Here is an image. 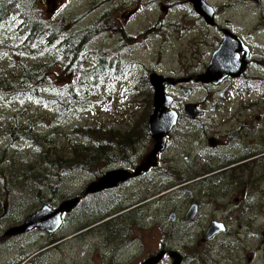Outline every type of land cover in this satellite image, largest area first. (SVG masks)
I'll return each mask as SVG.
<instances>
[{"label": "flooded vegetation", "instance_id": "1", "mask_svg": "<svg viewBox=\"0 0 264 264\" xmlns=\"http://www.w3.org/2000/svg\"><path fill=\"white\" fill-rule=\"evenodd\" d=\"M164 1L170 3L172 14L161 17L153 27L156 31L162 27L166 46L178 41L179 51L174 52L183 62L203 58L206 61L189 76H159L165 83L164 94L171 98L164 114L175 113L176 120L171 128L164 129V148L157 155L155 166L100 192L90 193L86 186L82 187L69 198L79 201L64 215L57 231L35 229L22 234H49L51 242L36 251L37 255L53 251L49 264H72L69 260L88 264L79 261L85 250L87 261L101 258L102 264H264V0ZM151 6H159L157 0H146L134 7ZM115 7L111 8L112 18L119 19L114 35L118 43L108 56L107 67L114 74L120 69L126 74L132 64L122 63L121 58L129 56L137 34L123 26L121 19L127 22L137 10H130L133 6L125 10L123 6L119 10ZM167 9L161 6V12ZM204 47L207 49L202 52ZM218 56L225 57L227 69L216 70ZM82 66L84 70L96 68L94 60L85 57ZM150 75L142 78L149 84L145 88L153 89ZM184 86L213 89V94L224 91L231 98L209 105L185 102L178 110L167 90L177 88L187 96L191 89ZM225 106L227 112L223 111ZM234 108L239 111L233 113ZM255 110L260 115H254ZM148 125L147 119L142 127L144 139L154 148ZM130 129L135 130L128 126L125 130ZM175 139L183 144L180 153L166 154ZM99 147L104 152L102 161L107 163L99 167L102 175L111 170L133 174L148 159L137 152L127 156L111 150L107 155L104 144L100 142ZM66 170L86 173L80 167ZM35 183L54 192L51 183ZM144 188L150 197L137 202L141 196L132 195ZM144 205L150 211L157 206L148 229L127 216L128 210ZM74 217L88 225L68 234L64 228ZM134 227L147 231L145 238L152 245L147 246L143 237H135ZM74 241L86 245L73 249ZM67 246L69 251L61 263L58 259ZM33 259L30 255L15 264H37Z\"/></svg>", "mask_w": 264, "mask_h": 264}, {"label": "rangeland", "instance_id": "2", "mask_svg": "<svg viewBox=\"0 0 264 264\" xmlns=\"http://www.w3.org/2000/svg\"><path fill=\"white\" fill-rule=\"evenodd\" d=\"M47 1H50V3H47ZM100 2L101 0H43L39 8L41 11L43 10L47 22L49 20L51 22L63 20L65 30L71 25H73L74 30H80L95 24L96 20L101 17L102 11L106 12L107 17L112 18V8L101 7L102 3L100 4ZM105 2L106 4L117 2L115 5L117 10L120 9V6H123L124 10L126 8L130 9L132 6L133 8L130 10H137L136 15H132L127 22L121 19L122 25L137 34V38L129 47V56L121 58L122 63L127 61L132 64L130 72L125 74L126 71H123L118 78L106 77L104 82L98 87V92L90 89V91L92 90L90 92L92 96L88 100L91 107L85 103L74 102L71 97L62 94L68 86L78 82V76L75 73L67 72L65 66L59 64L60 58L51 48L47 52L38 51L39 54L37 56L27 58L25 54L8 53L7 50L5 52L2 50L5 42L0 40L1 77L20 76L22 65L40 67L48 64L45 79L49 81L46 85L38 86L41 98L48 99L49 102L47 104L42 100L31 101L32 99L4 103L0 98V161L3 162L10 158L14 160L10 168L2 166L4 181L0 184V264H15L30 255L34 256L33 261L38 262L37 264L51 263L53 261V251L40 255L36 254V251L44 247L45 243L51 242L49 234L45 232L39 233L38 231L26 235H22L24 233L9 235L8 233L12 229V233H16L14 228L20 227L23 224L22 222L37 209L41 208L42 205L55 206L59 205L60 202L70 201L69 198L81 191L82 187L86 186V189H88L91 183L98 181L103 176L98 171L93 174L96 168L92 173L87 171L86 173H74V171L68 172L64 169L58 175V171L55 170L57 164L54 167H48L43 166V162L41 163L38 150L32 142L34 139L33 134L48 135L49 140L55 146L56 154L61 155L60 158L64 161H71L69 159L70 148L80 140L79 137L75 136V130L97 128L103 132L110 128L116 129L137 125L141 142L130 146L127 150L116 146L113 153H124L130 156L137 152L143 158L146 156L148 158L153 150V144L148 145L144 139L145 132L142 131V127L145 123L144 116L148 114L149 117L150 115L152 103L150 105V91L147 93V90L142 86V77L152 73L153 75L166 78L189 76L190 71L198 70L200 68L198 64L203 65L206 61V58L196 59L195 62L181 61L174 52L175 50L179 51V42H169L168 46H166L167 36L163 35L162 27L159 26L157 31L153 27V23H156L161 17H167L166 14H172L171 5L167 1L157 0L159 6H151L149 8L134 7L141 6L142 2L145 4L146 0H106ZM129 2H133L134 5L126 6ZM161 6H164V8L168 7L167 12H161ZM71 18H74L75 21L69 23ZM115 32L111 31L110 35L102 34L94 37L89 49L94 50L97 56H109L116 49L115 45L118 43V39L114 37ZM174 38L176 37L172 39ZM206 49V47L202 48V52ZM190 65H192V68ZM184 88L191 89L189 95L184 96L177 88L167 90V93L175 99V106L178 110H181L185 102H206L209 105L216 101L227 102L231 98V94H226L224 91H217V93L213 94V89L208 91L198 86H184ZM223 111H228L226 106ZM238 111V108H234L233 113ZM233 113L230 114L232 115ZM253 114L260 115V111L255 110ZM136 120V124L132 125L133 121ZM135 132L137 133L136 129ZM173 141L174 145L168 148L166 154L176 156L180 153L183 144L180 145L178 139ZM119 142L123 144L120 139ZM43 143V141H40V144ZM128 144H130V140ZM112 145H116L115 142ZM42 148L46 150L47 146L44 145ZM28 163L33 165L29 169L24 165ZM77 167L75 165L73 170ZM80 168L83 169V167ZM25 170L30 174L27 178L25 173H23ZM43 171H45L44 175ZM36 172L38 175H35ZM13 173L20 174L16 175ZM32 177L33 179L37 177V181H33ZM35 182L51 183L54 192L51 193L50 188L37 187ZM132 196L136 198L141 196V199L137 202L150 197L145 188L133 193ZM156 208L157 206L155 205L153 211H156ZM128 211L129 220L136 221L147 229L149 228V221H151V216L154 212L150 211L147 205L136 210L132 208V210ZM73 219L64 228V232L70 234L86 228L88 225H83V222L75 217ZM2 236L5 238H2ZM134 236L143 237V242L147 246L152 245L145 238L147 231L141 232L134 227ZM81 245L85 246L86 242L74 241L72 243L73 249H77ZM68 251V246L62 250V256L58 259L59 262L63 263L65 261L64 254ZM85 255H87L86 250L80 255V263L102 264L101 258H95L91 262L94 257L87 261ZM41 256L45 258L39 259ZM82 259L84 260L81 261ZM69 263L77 264L78 260H69ZM28 264H31V261Z\"/></svg>", "mask_w": 264, "mask_h": 264}, {"label": "trees", "instance_id": "3", "mask_svg": "<svg viewBox=\"0 0 264 264\" xmlns=\"http://www.w3.org/2000/svg\"><path fill=\"white\" fill-rule=\"evenodd\" d=\"M43 0H0V40L5 42L2 50L8 53L18 55H26L27 58L35 57L39 54L38 51H49V48L60 58L61 65L65 66L67 72L75 73L78 76V82L72 86H68L63 95L71 97L74 102L85 103L91 107L89 97L92 90L98 92V87L104 82L106 77L120 76V69L116 74L114 70L107 67L108 56H97L94 50H90L88 45L92 42L93 38L102 34L110 35L111 31H116L119 20L107 17L106 12H101L95 24L80 30H74L73 25L65 30L63 20H45L43 10H40V3ZM104 4L107 7H113L116 3ZM102 2V0H101ZM50 3V1H47ZM69 23L75 21L74 18L69 19ZM115 35V34H114ZM93 59L96 68L84 70L82 66V59ZM48 66V64H46ZM47 66L41 65L40 67H26L21 66L20 76H0V98L4 103L11 101L32 99L42 100L47 104L49 101L46 98H41L40 89L38 86L48 84L46 81L45 73ZM143 79L142 86L149 93L150 105L152 103V89L145 88L149 86L147 79ZM84 81V82H82ZM90 89H92L90 91ZM77 92V93H76ZM80 92V93H79ZM79 93V94H78ZM58 105V103H57ZM148 119V114L144 116V121ZM137 120L135 121L136 124ZM134 124V125H135ZM31 126V124H30ZM129 128V126H128ZM135 130L126 131V127H119L116 129L110 128L101 132L97 128H90L88 130H75V136L79 137V141L71 146L70 160L64 161L60 158L61 155L56 154L55 146L49 140V136H42L40 133H35L34 139L30 137L35 147L38 150V155L43 162V166L54 167L58 171V175L67 168L73 169L76 166L83 167L89 173L95 174L101 172L99 167L107 165L103 162V149L99 147L100 142L104 144V151L108 155V151L114 150V147H119L127 150L130 146H134L141 142L140 133L135 125ZM123 141V144L119 142ZM130 140V144L128 141ZM43 141V144H40ZM115 142L116 145H112ZM47 146L45 150L42 146ZM70 154V153H69ZM14 163L13 158L0 161V184L3 180L4 170L2 166L10 168ZM31 168V164H24ZM46 168V167H45ZM26 178L30 174L25 170ZM45 171H43L44 175ZM102 173V172H101ZM20 174V173H13ZM22 174V173H21ZM35 175H38L36 172ZM11 179V178H10ZM33 179V177H32ZM43 180V178H41ZM37 181V177L33 179Z\"/></svg>", "mask_w": 264, "mask_h": 264}, {"label": "water", "instance_id": "4", "mask_svg": "<svg viewBox=\"0 0 264 264\" xmlns=\"http://www.w3.org/2000/svg\"><path fill=\"white\" fill-rule=\"evenodd\" d=\"M218 57H215L217 61L216 70H220L221 68L225 69L229 63H227L225 57L224 59H222L221 56L219 58ZM212 61L214 65L215 61ZM150 82L154 89V95L153 110L149 116V132L152 138L155 140V145L147 159L146 164L140 167L137 172L135 171L133 174H129L128 172L109 171L105 173L100 179H98V181L91 183L88 186L87 192L95 193L115 187L132 177L134 178L142 174V172H146L148 168L155 166L157 155L162 152L164 148V129L166 127L171 128L175 124L176 115L174 113H169L166 115L164 114V110L171 104V98L164 94L165 83L163 78L152 75L150 77ZM78 201V198L70 201H63L57 209H51L45 206L28 217L20 227L14 228L16 233H12V229L8 234H22L35 228L39 230H45L49 233L54 232L60 228L62 223V214L64 215L70 212L77 205Z\"/></svg>", "mask_w": 264, "mask_h": 264}, {"label": "bare ground", "instance_id": "5", "mask_svg": "<svg viewBox=\"0 0 264 264\" xmlns=\"http://www.w3.org/2000/svg\"><path fill=\"white\" fill-rule=\"evenodd\" d=\"M46 225V224H45Z\"/></svg>", "mask_w": 264, "mask_h": 264}]
</instances>
